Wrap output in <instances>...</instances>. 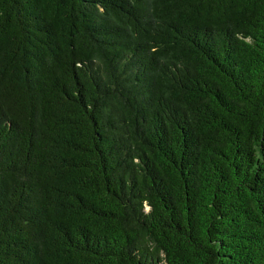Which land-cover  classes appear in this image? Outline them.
Wrapping results in <instances>:
<instances>
[{"label": "trees", "instance_id": "trees-1", "mask_svg": "<svg viewBox=\"0 0 264 264\" xmlns=\"http://www.w3.org/2000/svg\"><path fill=\"white\" fill-rule=\"evenodd\" d=\"M0 264H264V0H0Z\"/></svg>", "mask_w": 264, "mask_h": 264}]
</instances>
